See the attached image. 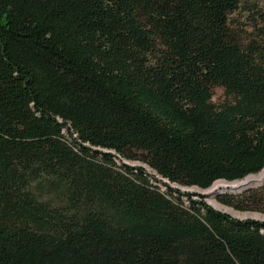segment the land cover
Here are the masks:
<instances>
[{
  "label": "trees",
  "instance_id": "trees-1",
  "mask_svg": "<svg viewBox=\"0 0 264 264\" xmlns=\"http://www.w3.org/2000/svg\"><path fill=\"white\" fill-rule=\"evenodd\" d=\"M244 6L0 0V264H264V221L170 187L264 169V10L248 34ZM216 199L264 213V180Z\"/></svg>",
  "mask_w": 264,
  "mask_h": 264
},
{
  "label": "rangeland",
  "instance_id": "rangeland-1",
  "mask_svg": "<svg viewBox=\"0 0 264 264\" xmlns=\"http://www.w3.org/2000/svg\"><path fill=\"white\" fill-rule=\"evenodd\" d=\"M244 1L245 5L244 7H240L237 11H235L231 15V19L234 23H236V26L238 29H242L246 31L248 34L253 31V26L251 23V18L253 16H256V8H260L264 10V0H241V2ZM255 7H253V6ZM249 7V8H248ZM226 96L224 94L223 89L220 86L213 87L212 90V102L214 103H220L223 100H225ZM122 162H125L129 165H141L140 161L137 160H129V159H122L120 158ZM213 185V183L210 185V187ZM170 187L178 188L182 193H189L193 195L194 198H202L208 205L212 206L215 209L221 210L223 212H227L233 217L239 218V219H245V218H253L260 221H264V213L256 212V211H239L235 210L231 207H228L220 202L217 201L216 196L220 193H231V194H237L240 192H243L245 190H251L257 188V186H247L249 188H242V189H230L227 187L226 189L220 188L216 189L213 193H205V190L207 189L203 188L204 190H201V188L197 187H185L178 185L176 183L170 184ZM253 187V188H250ZM182 200L186 202L185 197H182Z\"/></svg>",
  "mask_w": 264,
  "mask_h": 264
},
{
  "label": "bare ground",
  "instance_id": "bare-ground-1",
  "mask_svg": "<svg viewBox=\"0 0 264 264\" xmlns=\"http://www.w3.org/2000/svg\"><path fill=\"white\" fill-rule=\"evenodd\" d=\"M264 180V169L260 171V173L255 175H249L245 177L242 180H237L233 182H227V181H216L213 183V185L205 190V193H213L216 189H226L229 187L230 189H242V188H248L247 186H258L262 183Z\"/></svg>",
  "mask_w": 264,
  "mask_h": 264
},
{
  "label": "water",
  "instance_id": "water-1",
  "mask_svg": "<svg viewBox=\"0 0 264 264\" xmlns=\"http://www.w3.org/2000/svg\"><path fill=\"white\" fill-rule=\"evenodd\" d=\"M257 220V219H256Z\"/></svg>",
  "mask_w": 264,
  "mask_h": 264
}]
</instances>
